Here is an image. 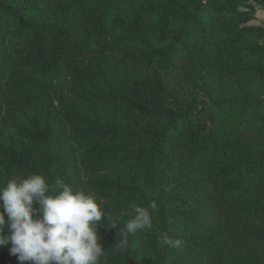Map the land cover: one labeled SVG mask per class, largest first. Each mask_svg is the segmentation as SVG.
<instances>
[{
  "label": "trees",
  "instance_id": "1",
  "mask_svg": "<svg viewBox=\"0 0 264 264\" xmlns=\"http://www.w3.org/2000/svg\"><path fill=\"white\" fill-rule=\"evenodd\" d=\"M30 174L101 204V264H264V0H0V184Z\"/></svg>",
  "mask_w": 264,
  "mask_h": 264
},
{
  "label": "clouds",
  "instance_id": "2",
  "mask_svg": "<svg viewBox=\"0 0 264 264\" xmlns=\"http://www.w3.org/2000/svg\"><path fill=\"white\" fill-rule=\"evenodd\" d=\"M0 202V245L10 243V254L19 261L101 264L105 251L98 243V228L106 220V212L92 194L74 190L61 178L49 183L42 175L30 174L0 184ZM156 207L154 202L147 208L132 206V212L127 213L131 218L119 229L116 250L129 249V235L153 228L149 209ZM160 239L169 247L180 243L167 233Z\"/></svg>",
  "mask_w": 264,
  "mask_h": 264
},
{
  "label": "rangeland",
  "instance_id": "3",
  "mask_svg": "<svg viewBox=\"0 0 264 264\" xmlns=\"http://www.w3.org/2000/svg\"><path fill=\"white\" fill-rule=\"evenodd\" d=\"M260 17H261L260 15L257 16L258 19H260ZM255 23H256V22H255ZM257 23H259V21H257Z\"/></svg>",
  "mask_w": 264,
  "mask_h": 264
}]
</instances>
